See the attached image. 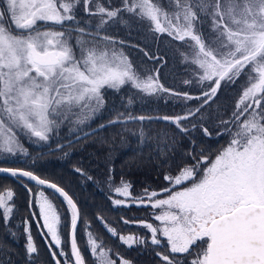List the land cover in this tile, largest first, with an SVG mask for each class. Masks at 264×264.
<instances>
[{"label":"snow or ice","instance_id":"snow-or-ice-1","mask_svg":"<svg viewBox=\"0 0 264 264\" xmlns=\"http://www.w3.org/2000/svg\"><path fill=\"white\" fill-rule=\"evenodd\" d=\"M117 25L129 36L135 31L151 40L157 51L114 34ZM160 44L166 45L163 52ZM126 49L143 56L131 59ZM166 57L184 66L187 76L177 78L187 88L161 82ZM233 86L241 91L228 114L230 100L221 104L218 94L234 92ZM125 88L108 119L93 127L105 112L108 92ZM160 100L182 107L172 114L145 113L143 106ZM137 102L144 114L130 111ZM137 121L133 135L141 147L154 142L156 155H149L168 169L162 174L166 184L133 196L123 177L113 183L110 165L108 199L114 207H150L159 223L121 216L124 225L137 224L150 236L125 234L98 215L107 233L128 249L150 251L158 258L155 264H264V0H120L118 5L113 0H0V163L30 156L21 137L37 146L56 139V150H63L62 127L68 128L71 146L113 127L119 131L112 137L122 136ZM157 123L162 128L154 129ZM214 136L227 141L213 148L204 138ZM101 142L108 143L103 137ZM74 172L93 180L82 168ZM0 174L26 190L27 264H35L38 255L30 221L55 264H61L58 257L65 258L63 264H86L77 239L81 223L94 264H133L90 231L63 186L25 168L0 166ZM14 196L11 188L0 193V223L16 242L17 232L9 226ZM59 204L67 205L70 216ZM64 245L70 246V256ZM0 253V264H14L3 244Z\"/></svg>","mask_w":264,"mask_h":264},{"label":"trees","instance_id":"trees-1","mask_svg":"<svg viewBox=\"0 0 264 264\" xmlns=\"http://www.w3.org/2000/svg\"><path fill=\"white\" fill-rule=\"evenodd\" d=\"M120 0H113L114 5H118ZM114 34H118L123 39H128L133 42L138 41L137 32L133 31L132 35L127 34V30L120 25L116 26ZM143 39V38H142ZM165 37H161L164 40ZM170 39V38H169ZM153 47L147 48L150 52L155 53L157 51V45L151 43ZM142 46H146L141 43ZM160 51L163 52L166 48L165 44L159 45ZM135 51L136 49H131ZM147 60V58H144ZM167 63L159 68L161 82L166 86L173 87L178 86L181 89L187 88V86L180 83L177 77L187 76L184 72V66L174 61L170 57H166ZM174 63L176 70L172 71L171 67ZM149 64L152 62L149 61ZM177 64V65H176ZM174 81L173 83H170ZM127 89H122L121 93H110L106 97V109L105 112L92 122V126L95 127L101 120H107L112 113L109 111L113 101L119 105V97L125 93ZM134 91V90H133ZM193 92H198L197 89H193ZM197 101H190L189 104H196ZM141 105L139 102L135 103L130 109L134 114L141 113ZM145 113L155 114L157 111L160 114H172L173 111H179L182 107L180 104H173L169 101L167 104L163 100L153 101L150 105L143 106ZM215 104H212V110H215ZM121 111H125L124 108H120ZM231 111L228 110V114ZM140 122L129 123L128 130L123 135H116L112 137V133L118 132L119 129L113 127L105 129L101 136H95L81 142H73L71 146H68L69 134L62 133L60 140L64 143L63 150H56V139L50 140L49 144L42 146H27V142L24 146L29 150V157H19L14 162L7 165L0 163V166H11L25 168L34 171L36 174L41 175L43 178L56 182L63 186L65 190L73 197L77 203L82 217L86 218L90 222V231L98 238L102 239L105 245L110 246L113 251H118L123 257L131 260L133 264H155L158 260L150 251H145L136 247L128 249L127 246L121 245L117 238L111 237L107 233L103 224L97 219L100 215L104 220L116 227L119 231L127 234L129 231L133 233H143L150 236V233L146 229L140 228L137 224L124 225L121 221V216L125 218L144 220L151 223L158 224V221H153L151 217L152 209L150 207H137L132 205L129 208L114 207L111 201L108 199L109 190L105 184V178L108 175V167L111 165L114 168V184H118L121 177L126 181H129L132 185L131 193L133 196H140L144 188L154 189L159 191L166 182L163 180V173L168 171L166 167H160L152 160L149 155L152 152V156H155V144L154 142H148L143 147L139 144L138 135H133L134 132H138V125ZM146 124L148 122H145ZM154 129L162 128V123L153 125ZM215 131V130H213ZM101 137L108 141V143H102ZM197 138L201 137L197 135ZM74 141V136L71 137ZM213 148H218L220 145L225 144L227 137H213L211 139L204 138ZM51 145V147H49ZM68 155L65 156L64 153ZM82 168L88 175L93 177V180H87L81 177L78 173L74 172V168ZM97 181L98 183H94ZM11 188L14 193V203L16 209L13 213V218L10 221L9 226L17 232V240H13L6 235L2 223H0V244H3L5 251H10L11 259L14 264H27L25 258V236L23 233V220L28 218L29 209L27 208V195L26 190L21 184L16 182L13 178L0 176V193ZM47 193L50 191H46ZM62 200V198H60ZM62 205V212L64 216H70L67 212V205ZM159 211V210H156ZM32 224V233L34 235L37 247L38 255L34 256L35 264H55V261L51 258V254L48 251L44 239L39 234L37 224L34 221H30ZM63 227V226H62ZM64 239H67L68 230L63 229ZM78 244L81 248L82 254L86 258V264H94L93 257L90 251L86 247L85 234L82 230V223L79 225L77 231ZM65 248L70 253V246L65 245ZM3 254L0 253V256ZM119 264V261L117 262Z\"/></svg>","mask_w":264,"mask_h":264},{"label":"rangeland","instance_id":"rangeland-1","mask_svg":"<svg viewBox=\"0 0 264 264\" xmlns=\"http://www.w3.org/2000/svg\"><path fill=\"white\" fill-rule=\"evenodd\" d=\"M82 14V13H81ZM122 27V26H121ZM123 28V27H122ZM126 30V29H125ZM138 36H139V38H138V41H136V42H133V43H138V44H140L141 45V43H143V44H145L146 46H142L141 45V47H144L146 50H147V48H151V47H153L152 46V41L151 40H148V41H145L144 39H142V37L138 34ZM126 51L129 53V55H130V58L131 59H136L137 57H142L143 56V53H140L138 50H135V51H132L131 49H126ZM170 64H172V67H171V69H172V71L174 70H176V66H174L175 64L172 62H170ZM177 65V64H176ZM244 80V77H243V75H242V77H241V81H243ZM241 81H238V84L239 83H241ZM174 81H171L170 83H173ZM236 90L234 91V92H231V93H227V94H225L224 92H223V89H222V92L221 93H219L218 94V100L220 101V103L221 104H223L224 103V101L227 99V100H230V103L228 104V110L229 111H231L232 109H233V107H234V104H235V100H236V98H238V95H239V92L241 91V89L240 88H237L236 86H233ZM111 93V91H109L108 92V94H110ZM107 94V95H108ZM214 108H216V104H215V107ZM60 133L62 134V133H68V128L65 126V127H62L61 128V130H60ZM61 136V135H60ZM21 139H22V141L24 142V143H26L27 142V146H33V147H37V145H34V144H32V143H29L28 142V140L27 139H24L23 137H21ZM50 142V141H49ZM45 145V144H44ZM5 192V191H4ZM3 193V192H2ZM48 193L46 192V195H47ZM58 207H59V209L60 210H62V205L61 204H59L58 205ZM36 211H38V209L36 210ZM65 215V214H64ZM31 223V222H30ZM36 223V222H35ZM39 223H40V225L42 226V224H43V221L41 220V221H39ZM159 223V222H158ZM63 226V225H62ZM43 231H45L46 232V229H42ZM39 232V231H38ZM33 234V233H32ZM39 234H40V232H39ZM86 237V236H85ZM33 238H34V235H33ZM43 238V237H42ZM62 238H64V236H63V232H62ZM44 239V238H43ZM34 240H35V238H34ZM48 240H50V237H48ZM44 241H45V239H44ZM36 242V241H35ZM47 245V244H46ZM53 247V249L54 250H56V251H59L58 249H55V246L53 245L52 246ZM64 247H65V245H64ZM65 250L68 252V250L65 248ZM68 255L70 256V254H69V252H68ZM58 259H60L61 260V264H63V260L65 259L64 257H58Z\"/></svg>","mask_w":264,"mask_h":264},{"label":"water","instance_id":"water-1","mask_svg":"<svg viewBox=\"0 0 264 264\" xmlns=\"http://www.w3.org/2000/svg\"><path fill=\"white\" fill-rule=\"evenodd\" d=\"M0 176L12 178V177L7 176V175H5V174H0ZM13 179H14V178H13ZM47 191H51V190H47ZM77 206H78V205H77ZM78 208H79V207H78ZM79 225H80V224H78V228H79ZM77 231H78V230H77Z\"/></svg>","mask_w":264,"mask_h":264}]
</instances>
